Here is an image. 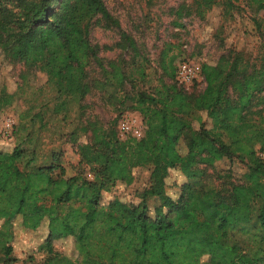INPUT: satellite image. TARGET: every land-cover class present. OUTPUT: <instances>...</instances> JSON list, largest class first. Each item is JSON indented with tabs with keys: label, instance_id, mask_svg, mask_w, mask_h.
Wrapping results in <instances>:
<instances>
[{
	"label": "trees",
	"instance_id": "obj_1",
	"mask_svg": "<svg viewBox=\"0 0 264 264\" xmlns=\"http://www.w3.org/2000/svg\"><path fill=\"white\" fill-rule=\"evenodd\" d=\"M251 1L264 26V0ZM213 3L196 0L200 15ZM97 17L109 19L103 0H0V55L25 70L23 82L28 74H42L66 99L82 100L93 87L117 90L128 79L125 68L104 63L86 34ZM167 64L164 73L172 79V59ZM91 66L100 75L93 82ZM200 71L205 88L196 97L174 85L124 94L144 122L139 140H121L116 130L89 122L81 131H90L97 146L92 152L76 142L77 131L69 135L82 160L97 165L102 178L97 173L94 181L63 172L53 176L54 163L22 171L17 165L22 143L0 146V253L11 256L20 234L45 229L37 248L47 255L42 264H264V119L257 125L248 119L256 96L264 92V66L249 68L239 54L222 55ZM134 72L146 76L142 65ZM14 96L3 88L0 110L10 107ZM61 102L49 111L59 113ZM233 158H247L249 170L228 195L192 183L202 175L201 166L232 178ZM143 166L152 167L151 183L136 200L113 196L102 203L104 194L119 183L129 185L133 170ZM172 171L184 178L175 198L166 183ZM252 222L258 227L251 237L254 246L243 248L229 239L234 229ZM67 239L74 243L73 254L54 252V243Z\"/></svg>",
	"mask_w": 264,
	"mask_h": 264
},
{
	"label": "rangeland",
	"instance_id": "obj_2",
	"mask_svg": "<svg viewBox=\"0 0 264 264\" xmlns=\"http://www.w3.org/2000/svg\"><path fill=\"white\" fill-rule=\"evenodd\" d=\"M103 3L109 19L97 17L87 27L86 34L97 46L98 57L104 63L119 62L125 68L128 79L122 88L93 87L82 100L66 99L53 85L45 83L42 74H28L23 82L21 75L25 70L20 65L11 66L0 55V91L5 88L7 93L15 94L11 106L0 110V146L22 143L23 157L17 162L22 171L54 163L57 169L53 176L63 172L65 177L94 181L97 173L102 178L97 165L82 160L78 145L69 142V135L77 131L76 142L86 145L92 152L97 146L91 142L90 131H81L89 122L107 131L116 130L121 140L134 138L131 134L121 135V120L133 119L145 126L141 115L123 98L124 94L129 97L135 93H155L162 86L174 85L187 96L196 97L205 88L204 77L201 74L191 82H180L177 71L182 62H190L200 69L202 64L216 63L222 55L233 58L239 54L249 68L258 70L264 66V26L251 0H214L208 11L201 9L203 15L199 13L196 0H103ZM256 19L261 22L260 26ZM171 59L173 69L168 68V73H174L172 79L163 69L164 63ZM139 65L145 69L144 78L134 72ZM88 72L92 82L100 78L96 66L89 67ZM60 101L64 105L54 115L49 110ZM253 104L248 119L257 125L264 119V92L256 96ZM30 117L34 119L31 123ZM22 133H27V137ZM233 159L232 178H219L214 170L201 166L198 169L202 175L192 183L198 189H213L228 195L233 185L245 181L244 175L249 170L247 158ZM151 170V166L134 169L131 183H119L111 193L102 196V203L113 196L136 200L138 194L149 188ZM183 181L178 171L168 175L166 183L172 197L177 196V188ZM148 203L156 205L157 200L148 198ZM258 208L256 201L252 204V216L257 214ZM257 229L252 222L234 229L229 239L239 242L243 248H250L255 244L251 237ZM44 237L45 229L37 235L20 234L11 256L0 253V264H42L47 255L37 252V248ZM53 249L71 256L74 243L71 239L55 242Z\"/></svg>",
	"mask_w": 264,
	"mask_h": 264
},
{
	"label": "built area",
	"instance_id": "obj_3",
	"mask_svg": "<svg viewBox=\"0 0 264 264\" xmlns=\"http://www.w3.org/2000/svg\"><path fill=\"white\" fill-rule=\"evenodd\" d=\"M201 77L200 69L195 64L190 62H182L177 71V78L180 82H191L194 79ZM119 131L121 135L131 134L132 137L140 139L144 135V127L142 124L136 120L129 119L121 120L119 123ZM260 157L264 160V152L260 153Z\"/></svg>",
	"mask_w": 264,
	"mask_h": 264
}]
</instances>
